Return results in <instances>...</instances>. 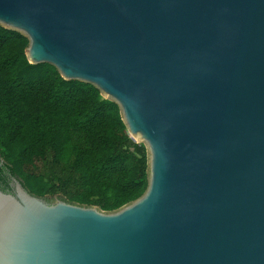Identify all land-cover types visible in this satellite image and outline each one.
I'll return each instance as SVG.
<instances>
[{"label":"water","instance_id":"water-1","mask_svg":"<svg viewBox=\"0 0 264 264\" xmlns=\"http://www.w3.org/2000/svg\"><path fill=\"white\" fill-rule=\"evenodd\" d=\"M31 63L96 86L144 143L113 211L0 188V264H264V0H0Z\"/></svg>","mask_w":264,"mask_h":264},{"label":"trees","instance_id":"trees-1","mask_svg":"<svg viewBox=\"0 0 264 264\" xmlns=\"http://www.w3.org/2000/svg\"><path fill=\"white\" fill-rule=\"evenodd\" d=\"M29 39L0 25V188L113 211L148 187L144 143L91 83L31 63Z\"/></svg>","mask_w":264,"mask_h":264},{"label":"rangeland","instance_id":"rangeland-1","mask_svg":"<svg viewBox=\"0 0 264 264\" xmlns=\"http://www.w3.org/2000/svg\"><path fill=\"white\" fill-rule=\"evenodd\" d=\"M43 198H45L48 202H56V200L58 199V196H47Z\"/></svg>","mask_w":264,"mask_h":264}]
</instances>
